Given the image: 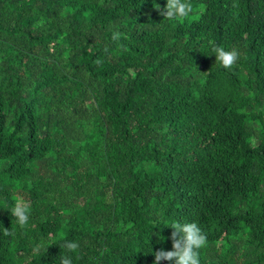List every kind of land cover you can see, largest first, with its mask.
<instances>
[{"label":"trees","instance_id":"trees-1","mask_svg":"<svg viewBox=\"0 0 264 264\" xmlns=\"http://www.w3.org/2000/svg\"><path fill=\"white\" fill-rule=\"evenodd\" d=\"M190 2L0 0V264H153L173 222L264 264V0Z\"/></svg>","mask_w":264,"mask_h":264},{"label":"clouds","instance_id":"clouds-1","mask_svg":"<svg viewBox=\"0 0 264 264\" xmlns=\"http://www.w3.org/2000/svg\"><path fill=\"white\" fill-rule=\"evenodd\" d=\"M205 11V6H200V15ZM193 12V7L190 0H166L165 8L162 15L167 20H182L189 17ZM199 19V16L194 17ZM121 33L115 31L112 33L113 41L119 40ZM215 60L223 68L231 69L239 58V52L236 49L225 50L223 47H213ZM10 214L15 217L16 223L23 228L27 225L30 214V204L23 197H17L15 205L8 210ZM172 229L170 240L172 248L165 251L163 248L155 251L153 264H161L162 261H167L169 264H200V250L207 245V237L202 233L201 229L196 223L173 222L170 226ZM14 231L9 228H4L5 236H13ZM158 235V234H157ZM162 238V239H161ZM163 240V237H159ZM61 247L66 253H76L80 247L79 243L75 241H65ZM45 251L47 248L37 246L35 251ZM60 264H72L70 255H63Z\"/></svg>","mask_w":264,"mask_h":264}]
</instances>
